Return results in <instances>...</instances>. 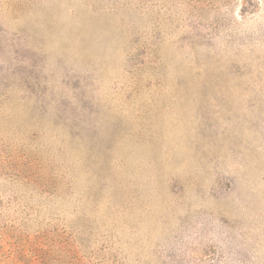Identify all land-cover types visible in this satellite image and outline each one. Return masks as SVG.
<instances>
[{
    "label": "rangeland",
    "instance_id": "rangeland-1",
    "mask_svg": "<svg viewBox=\"0 0 264 264\" xmlns=\"http://www.w3.org/2000/svg\"><path fill=\"white\" fill-rule=\"evenodd\" d=\"M0 264H264V0H0Z\"/></svg>",
    "mask_w": 264,
    "mask_h": 264
}]
</instances>
